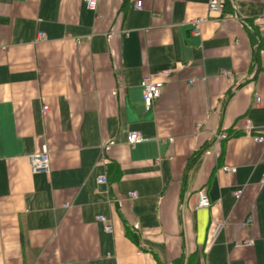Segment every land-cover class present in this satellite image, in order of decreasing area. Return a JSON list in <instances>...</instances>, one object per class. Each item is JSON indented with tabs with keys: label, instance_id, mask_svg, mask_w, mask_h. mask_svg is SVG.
<instances>
[{
	"label": "crops",
	"instance_id": "1",
	"mask_svg": "<svg viewBox=\"0 0 264 264\" xmlns=\"http://www.w3.org/2000/svg\"><path fill=\"white\" fill-rule=\"evenodd\" d=\"M209 1L0 0V264H264V0Z\"/></svg>",
	"mask_w": 264,
	"mask_h": 264
},
{
	"label": "built area",
	"instance_id": "2",
	"mask_svg": "<svg viewBox=\"0 0 264 264\" xmlns=\"http://www.w3.org/2000/svg\"><path fill=\"white\" fill-rule=\"evenodd\" d=\"M86 7L88 9L95 10L97 5H98V0H84ZM226 3L227 0H210L209 1V10L211 12H216L219 14H222L226 8ZM137 7H142V1L137 2ZM239 18V17H238ZM205 21V19H196L194 21L195 28L194 32L198 33L201 24ZM44 33L39 32V38L38 41L43 40L44 38ZM164 75L168 76L170 75L169 71L164 72ZM165 82L164 80H153L150 78H145L141 82V86L143 89V102L146 111H151L154 108L155 102L161 97L163 89H164ZM259 98H257V101ZM49 109V106L44 107V112H46ZM253 127L252 123L250 120H247L246 123V132L251 133ZM255 139L257 141H264L263 136H256ZM128 143L131 145H135L136 143L146 141L147 138L141 135V133L137 131H132L128 134ZM106 147H103V150H105ZM160 160V159H159ZM30 163L33 172L35 173H42V172H48L49 171V163H50V153L47 150H41L39 152H36L32 155H30ZM223 171L235 174L237 172V167L234 166H223L222 168ZM108 179L106 176H103L99 179V183H107ZM262 184H264V174L261 178ZM243 193V189H239L235 192V197L239 199ZM130 196L136 197V192H131ZM211 206V201L208 196V193L206 189H202L199 192V201H198V207L199 208H209ZM97 220L101 222L105 229L109 232L112 231V225L108 221V219L104 215H99L97 217ZM60 264H65V263H60Z\"/></svg>",
	"mask_w": 264,
	"mask_h": 264
},
{
	"label": "trees",
	"instance_id": "3",
	"mask_svg": "<svg viewBox=\"0 0 264 264\" xmlns=\"http://www.w3.org/2000/svg\"><path fill=\"white\" fill-rule=\"evenodd\" d=\"M229 4H230V0H228L227 3H226V9H225L226 11H227V8H228V5H229ZM256 51H257V50H256ZM257 55H258V54H256V56H257ZM256 56H254V58H255Z\"/></svg>",
	"mask_w": 264,
	"mask_h": 264
}]
</instances>
